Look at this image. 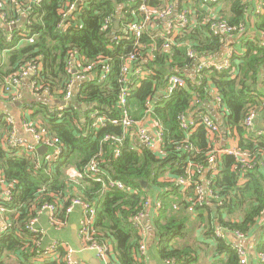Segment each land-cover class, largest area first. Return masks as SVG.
Here are the masks:
<instances>
[{"label": "trees", "instance_id": "16d2710c", "mask_svg": "<svg viewBox=\"0 0 264 264\" xmlns=\"http://www.w3.org/2000/svg\"><path fill=\"white\" fill-rule=\"evenodd\" d=\"M68 1L71 0H0V9L7 12L9 20L24 18V24L13 29L0 25V79L20 71L28 63L41 64L39 84L59 91L61 97L70 78L66 69L68 54L74 49L85 57V63L105 56L111 66L106 80L98 82L95 78L98 67L88 81L79 83L74 103L61 116L52 114L48 104L31 102L36 110L32 117L35 121L40 120L41 127L63 145V156L55 165L45 163L36 169L34 156L8 147L5 135L10 125L5 116L0 117V173L13 183L11 201L2 202L11 211L6 212L9 230L0 235V264H67L62 248L57 252L59 260L48 257L36 262L37 255L45 254L37 246L41 235H35L26 225L45 202L56 203L60 218H67L66 208L73 196L96 205L95 236L99 241L110 243L112 260L117 264H147L139 258L143 231L135 228L132 218L145 211L146 200L157 191L161 207L152 222L159 236L157 253L162 259L173 260L174 264L196 263L194 247L176 248L171 243L183 235L186 212L191 211L208 225L205 234L215 243V257L225 253L226 257L219 259L218 264H239L234 243L227 236L217 237L215 230L220 226L248 236L264 214V168L259 165L264 159V134L258 136L250 132L246 139L243 124L253 108L261 115L259 120H264V13H250L248 0H223V5L217 8L216 12L230 25H247L239 48L242 53H234L231 65L221 71L214 68L197 71L195 59L187 55L188 48L192 47L201 57L217 59L230 37L210 32L207 21L210 13L201 1L194 0L191 29L176 38L170 51L160 47L163 39H151V30H148L141 41L148 45L156 42L158 49L155 59L143 63L152 72L132 88L130 103L133 116L140 119L145 114L147 100L159 98L154 101L153 116L164 127L165 154H157L144 146L133 150L131 145L136 142L128 137L121 155L116 157L113 146L104 143L103 138L109 133L123 135V129L114 125L92 129L89 120H82L92 110L83 108L82 104H94L93 109L112 117L120 114L117 96L122 58L131 53L138 54V42L131 34H125L124 25L138 12L127 0H91L62 22L60 11ZM111 14L114 19H120L122 25L116 28L113 20L107 29H103V21ZM8 34L12 35L11 41ZM115 35H120L121 39H115ZM173 67L177 70L175 73L187 76V84L167 99L160 93ZM211 86L227 107L223 127L226 131L227 128L236 129L241 136L240 148L248 150L257 161L252 168L244 170L233 155H220V171L212 183L217 197L210 203L197 205L194 204L195 186L185 189L166 180L186 176L190 162L207 164L210 142L206 129L200 127L196 131L190 139L193 149L187 151L179 147L186 136L179 128L178 118L191 108L196 94L201 98L199 109H206L212 102ZM94 159L100 167L99 176L106 181L110 178L121 180L131 190L105 188L102 181H97L87 171ZM69 168L78 171L80 176H71ZM211 175L209 173L208 177ZM193 179L201 180L198 172ZM173 203L177 204V209L173 208ZM214 206L217 208L213 209ZM256 249L264 254V237L259 239Z\"/></svg>", "mask_w": 264, "mask_h": 264}, {"label": "built area", "instance_id": "2783aa9c", "mask_svg": "<svg viewBox=\"0 0 264 264\" xmlns=\"http://www.w3.org/2000/svg\"><path fill=\"white\" fill-rule=\"evenodd\" d=\"M132 7H136L138 13L132 18V21L127 22L124 25V32L126 35L131 34L138 42V54L131 53L122 58L121 75L118 79L120 84V92L117 96V106L120 110L118 116L112 117L105 113H101L97 109H93L94 104H82L83 108H89L92 111L82 117V120H89L90 126L94 130L114 125L123 129V135L116 133H109L103 138V142L110 144L114 148V155L117 157L121 155L126 140L129 137L136 143H132L131 149L137 150L140 146L149 148L157 154H165V135L164 127L162 122L153 116L154 101L156 99L147 100L146 111L142 118L138 119L132 114V106L130 103V95L132 88L135 85L141 83V80L145 79L147 75L152 72L149 71L143 63L150 59H155L156 50L158 45L156 42L153 44H146L141 41L144 34L149 32L151 39L160 38L162 40L161 48L170 51L173 45L176 43V38L179 35L184 36L193 24L192 15L194 9L192 5L194 0H182L180 9L176 12V3L178 0H127ZM150 1H153L151 3ZM209 10L210 18L207 20L209 30L213 34H220L223 36H230L236 38L235 32H237L238 38L241 40L242 35L247 31V25L241 23L239 27L230 25L226 19L221 17L217 8L223 5V0H199ZM91 0H71L68 1L60 12L62 14V22L64 18L71 12L81 9L83 6H87ZM251 4L249 12L253 14H263L264 5L263 0H248ZM83 5V6H82ZM203 6V7H204ZM215 8V9H214ZM3 9V8H2ZM0 9V25L5 24L9 29L18 23L20 20H9L7 12ZM114 15H108L103 21V29H107L112 24ZM63 25V23H62ZM120 35H115L114 38L119 40ZM8 40H12V35L8 34ZM237 38V39H238ZM241 41L236 45L230 46L226 56L223 60H217L215 58L201 57L200 54L189 47L187 55L195 59V67L197 71H201L206 68H214L217 71L227 69L231 65V59L234 55L242 53L240 50ZM107 47L110 44L107 43ZM234 49V50H233ZM235 53V54H234ZM85 57L78 53L77 49L68 54L67 59V72L70 76L69 81L66 83L62 96L59 97V91L52 89L50 86H42L39 84V77L42 74L41 64L28 63L20 71L0 79V96L10 102L17 103L24 98L23 80L30 79L31 90L39 95H46L51 99H56L58 103L55 107L50 109L52 114H58L61 116L70 109L75 101V95L78 92L79 83L86 82L90 79L97 68L100 67L99 72H96L95 78L98 82H102L107 79L111 66L106 62L105 56H100L91 63L84 62ZM86 60V59H85ZM176 68H170L167 75V84L160 93L163 97H168L177 89L183 88L187 84V76L185 74L175 73ZM209 94L212 98L211 104L199 109L201 104V98L199 94H196L192 102V106L186 112H183L178 118V125L181 131L185 134L182 144L179 147L187 151L193 149L191 143V137L196 133L200 127H204L207 131V138L210 142V147L207 153V164L206 165H194L190 162L187 167V175L180 176L178 178L169 177L166 181L168 183L174 182L177 185L183 186L185 189L189 186H195L194 190V204L204 205L210 203L217 197L212 187L213 178L220 171V163L218 157L222 154L233 155L236 160L240 163L241 167L246 170L252 168L256 161L254 156L247 150L240 148L239 143L241 136L234 128H227L228 130L221 127L216 116L223 119L227 116V107L225 106L220 94L211 86ZM258 111L251 109L245 117L243 124L246 127L247 133L245 138L250 137V132L256 133L258 136L264 134V125L259 127L257 125ZM5 121L10 125L5 135V142L8 147L19 149L22 153L31 154L35 157V168L42 167L45 163L50 166L55 165L64 153V148L57 139L51 137L49 133L36 123L28 122L25 125L26 131L32 137V141H28L25 137L20 136L17 130L16 119L12 114H5ZM215 117V118H214ZM226 138V139H225ZM40 146H46L47 150L42 154L39 152ZM261 168H264V159L259 161ZM87 171L91 173L92 177H96L97 181H102L103 186L107 189H118L121 191L128 192L131 187L125 182L110 178L108 181L104 180L103 177L99 176L100 167L97 161L92 160ZM198 172L201 180H194L193 175ZM68 173L71 176H80V173L73 168H69ZM212 175L208 177V174ZM244 177L241 178L243 180ZM13 183L7 181L4 176L0 173V235L8 232L9 224L6 221V212L11 211L10 208L5 206L2 202L11 201L13 197ZM184 189V190H185ZM79 207L82 210V217L79 222L78 233L81 238V248L79 250L93 249L95 250L99 259L104 264H117L111 258V245L108 241H99L95 236V223L97 218V208L94 203H89L78 196H73L69 205L66 208V215L69 217L74 210ZM161 207V201L157 200L154 204L152 197H148L145 202V211H141L132 218L133 225L135 228L144 230V217L146 215V209H150L154 215L159 213ZM173 208L177 209V204H173ZM47 214L52 225L63 226L68 223V217L65 219L59 216V207L56 203L45 202L38 209V214L32 217L26 225V228L35 235H41V238L37 242V246L43 249L45 252L44 256L37 255L36 261L42 262L48 257L56 258L59 260L60 255L57 253L60 248L65 251V260L67 264H82L77 259L76 253L79 251L71 245L54 239L48 244L44 242V232L39 226L41 215ZM215 234L219 238H226L228 234H235L239 239H245L246 235L239 231L229 232L226 229L218 226L215 230ZM234 248L239 254V264H249V257L247 250L240 244H234ZM145 253V243L143 242L142 248L140 249L139 258L143 260ZM258 263H264V254L258 253ZM166 264H174L173 260H166Z\"/></svg>", "mask_w": 264, "mask_h": 264}, {"label": "crops", "instance_id": "0c3cea01", "mask_svg": "<svg viewBox=\"0 0 264 264\" xmlns=\"http://www.w3.org/2000/svg\"><path fill=\"white\" fill-rule=\"evenodd\" d=\"M181 4H183L182 0H178L176 3L175 11L177 12L180 9ZM215 9V8H214ZM22 12V10H21ZM120 20V19H119ZM23 21L24 18L20 19ZM19 22V21H18ZM22 24V25H23ZM20 25V26H22ZM122 25L120 21V26ZM19 27V26H18ZM120 28V27H118ZM239 41V38H232L229 37L226 40L227 49L223 53H219L216 58L217 60H223L226 56L230 46L236 45ZM23 89H24V98L22 101L17 103H10L4 100L0 96V117L4 118L5 114H12L16 119L17 130L20 136L25 137L28 141H32L31 135H29L26 131L25 125L28 122H34L38 125L40 124V120L35 121L32 115L35 113V108H32L31 102L34 101H41L45 105L48 104L49 110L55 107L56 99H51L46 95H39L31 90L30 87V79L23 80ZM38 116V115H37ZM35 116V118L37 117ZM260 114L258 115L257 125L261 127L264 125L263 122L259 120ZM218 124L223 128L224 121L220 117H216ZM226 139V138H225ZM158 193V191H157ZM157 193L154 192V195L150 196L153 199L154 204L158 200ZM174 204V203H173ZM172 204V205H173ZM217 206H214L213 209H216ZM154 213L150 209H146V215L144 217V230H143V239L145 243V253H144V261L147 264H166V261L162 259L158 253L157 248L159 244V236L156 231V228L152 222L154 219ZM197 213L187 211L186 212V227L184 229L183 235L176 237L172 240V245L176 248H182L187 246H192L197 250L196 263L192 264H218V260L225 258L226 255L223 253L219 258L215 257L216 253V246L214 242H211L209 238H207L205 232L207 230L208 225L202 223L200 218L197 217ZM82 217V210L81 208L77 207L72 214L68 217V223L59 226V225H52L50 223L49 217L47 214L41 215L39 226L44 232V242L48 244L54 239H58L64 243H67L74 247L75 249L81 248V238L78 233L79 222ZM239 217V216H237ZM6 221L8 218L6 217ZM228 239L231 240L234 244L242 245L248 252L249 257V264H251V260L253 264L258 263V250L256 249V245L260 238L264 237V214L260 218V221L254 228V230L245 237V239H239L235 234H228ZM256 256V257H254ZM77 259L81 261L82 264H104L101 259L98 258L95 250L93 249H85L79 250L75 256ZM37 262V261H36ZM39 262V261H38Z\"/></svg>", "mask_w": 264, "mask_h": 264}, {"label": "water", "instance_id": "95a60500", "mask_svg": "<svg viewBox=\"0 0 264 264\" xmlns=\"http://www.w3.org/2000/svg\"><path fill=\"white\" fill-rule=\"evenodd\" d=\"M114 23H115V26L116 28L120 27V20L118 18L114 19ZM23 24V21H19L18 23H16L12 28H15V27H18L20 25ZM227 49V45H224L222 48H221V51L220 53H223L224 51H226ZM60 103L59 101H56V104ZM47 150L46 146H40L39 147V152L40 153H44L45 151ZM256 257V256H254ZM251 264H253L252 260H251Z\"/></svg>", "mask_w": 264, "mask_h": 264}, {"label": "rangeland", "instance_id": "374dc122", "mask_svg": "<svg viewBox=\"0 0 264 264\" xmlns=\"http://www.w3.org/2000/svg\"><path fill=\"white\" fill-rule=\"evenodd\" d=\"M238 38V36L236 37V39ZM228 39V38H227ZM234 50V49H233Z\"/></svg>", "mask_w": 264, "mask_h": 264}]
</instances>
